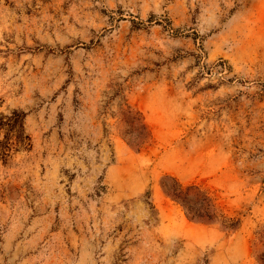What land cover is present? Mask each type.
<instances>
[{"label": "rangeland", "instance_id": "1", "mask_svg": "<svg viewBox=\"0 0 264 264\" xmlns=\"http://www.w3.org/2000/svg\"><path fill=\"white\" fill-rule=\"evenodd\" d=\"M263 251L264 0H0V264Z\"/></svg>", "mask_w": 264, "mask_h": 264}, {"label": "trees", "instance_id": "2", "mask_svg": "<svg viewBox=\"0 0 264 264\" xmlns=\"http://www.w3.org/2000/svg\"><path fill=\"white\" fill-rule=\"evenodd\" d=\"M132 24V29L135 30L142 27L141 23L135 21H132ZM168 182L173 184L169 185ZM162 187L165 194L183 208L186 216L191 221L198 223H213L216 221L217 217L210 199L203 195L198 188L189 187L186 191H183L175 179L171 177L163 179ZM104 188V186L100 187L101 192ZM98 193L100 192L98 191ZM235 226L233 223L229 228H235ZM258 262L264 264V251L259 255Z\"/></svg>", "mask_w": 264, "mask_h": 264}]
</instances>
